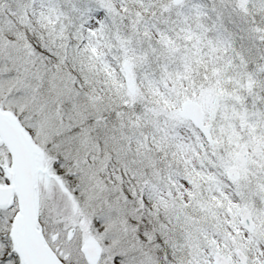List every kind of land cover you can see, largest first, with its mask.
I'll use <instances>...</instances> for the list:
<instances>
[{"label": "rangeland", "instance_id": "374dc122", "mask_svg": "<svg viewBox=\"0 0 264 264\" xmlns=\"http://www.w3.org/2000/svg\"><path fill=\"white\" fill-rule=\"evenodd\" d=\"M44 2L50 7L42 10L41 0H0V73L15 86L34 73L44 75L46 66L64 89L65 117L74 101L88 109L90 123L101 117L93 124L101 176L95 192H82L80 207L72 205L81 216L79 246L87 225L101 245L100 264H121L137 237L158 264H212L214 252L239 264L237 249L246 264H257L264 245V0ZM33 52L41 63L26 71ZM124 60L131 62L134 94L124 81ZM151 82L172 87L176 104L150 91ZM208 97L204 123L214 142L207 149L177 111L187 100L204 106ZM180 126L185 139L175 141L171 134ZM251 132L259 135H251L254 145L246 135ZM43 153L51 173L55 153ZM231 166L238 172L233 180L226 177ZM64 169L66 175L76 171L67 160ZM219 188L235 191L238 199L227 212L233 228L225 233L216 211ZM242 211L253 219L250 231L239 224ZM109 212L119 216V235ZM146 237L155 238L151 245Z\"/></svg>", "mask_w": 264, "mask_h": 264}, {"label": "snow or ice", "instance_id": "6c2138e0", "mask_svg": "<svg viewBox=\"0 0 264 264\" xmlns=\"http://www.w3.org/2000/svg\"><path fill=\"white\" fill-rule=\"evenodd\" d=\"M49 7V4L41 0L42 10ZM41 60L42 57L33 52L27 57L25 70L37 69ZM4 75L5 73H0V112L11 111L16 116V123L25 129L33 144L48 156L53 153L56 156L51 169L60 181L59 185L52 181L49 189H45L42 187L44 175L39 172L36 174L39 206L37 224L45 230L42 234L56 254L58 264H86L80 254L78 242V223L81 216L72 213V205L75 202L77 207H80L76 197L89 189L95 192L93 186L101 176L96 167L99 162V142L93 135V124H98L101 117H95L93 123H90L88 109H82L75 101L72 114L65 117L64 89L46 66L44 75L37 76L34 73L22 84L17 83L15 86L5 81ZM16 92L21 95L16 97ZM10 97L12 99H9ZM18 110L20 114L16 115ZM66 160L69 167L75 166L74 174L66 175ZM15 163L11 144L0 138V188L12 187L13 177L9 170ZM64 179L70 184L64 185ZM261 182L264 184V181ZM68 193L72 194V200L68 199ZM20 214L21 203L17 193L13 192L10 200L0 198V264H29L20 246L17 227ZM107 219L114 224L113 232L119 235V216L109 212ZM124 227L126 229L127 225ZM52 236L56 237L55 241L51 240ZM153 239L146 237L149 245L153 243ZM164 258L167 259V256ZM121 264H158V259L137 237L124 250ZM257 264H264V249H261Z\"/></svg>", "mask_w": 264, "mask_h": 264}, {"label": "water", "instance_id": "95a60500", "mask_svg": "<svg viewBox=\"0 0 264 264\" xmlns=\"http://www.w3.org/2000/svg\"><path fill=\"white\" fill-rule=\"evenodd\" d=\"M178 3L180 0H174ZM126 73V83L131 93L134 91L132 83V72L130 62L125 61L123 64ZM211 105V98L208 97L204 101V107L207 109ZM179 116L188 119L202 133L207 142L212 141L209 128L203 124L202 108L192 101H185L181 105ZM0 138L10 143L14 152L15 165L9 170V174L13 177L12 187L0 188V198L11 199L13 192L17 193L21 203V214L18 217V233L20 246L25 259L29 264H58L56 254L46 242L42 229L37 224L36 217L38 215V200L36 191V176L37 172L42 173L45 177V185L50 178H55L50 175L48 169L43 165L44 157L42 152L36 147L27 133L19 124L16 123V118L7 111L0 112ZM245 153H242L240 160L245 159ZM228 176L236 178L237 173L234 169L228 170ZM241 222L247 229H251L252 220L248 213L241 215ZM56 237H53L55 240ZM86 262L88 264H97L100 257V246L96 240L88 236L81 248ZM236 254L242 263L245 262V256L236 251ZM214 264H228L227 260L219 255L214 254Z\"/></svg>", "mask_w": 264, "mask_h": 264}, {"label": "trees", "instance_id": "16d2710c", "mask_svg": "<svg viewBox=\"0 0 264 264\" xmlns=\"http://www.w3.org/2000/svg\"><path fill=\"white\" fill-rule=\"evenodd\" d=\"M139 11H143L144 12V9L143 10L139 9ZM44 54H45V52H44ZM109 70H110V67H109ZM259 76H260L261 80L264 81V72H262ZM253 77H256V75L249 76V79L251 80V82L254 81ZM149 90L152 91V92H155L157 97H161V98H164V99H170V102L169 101L167 102L168 105H173V104H176V102H177V98L178 97L176 95L172 94V92H171L172 91V87H170L166 83H161L159 85H156L153 82H151ZM168 97H170V98H168ZM235 104L237 105V101H235ZM237 108H238V106H237ZM223 115H224V119H223L224 122L228 121L227 118L225 120V116L227 117V113L224 112ZM252 121H254L255 123L258 122V117H257V115L255 113L252 114ZM229 123L230 124L232 123L231 119L229 120ZM234 124H236V122H234ZM184 131H185V128L183 126L176 127L173 130V132H175V133H173L171 135L174 137L173 139L175 141H179V140L183 141L185 139ZM253 134H255V133L251 132L249 134V136H248V134H246V135H247L248 142L254 145L253 142L255 140L251 136ZM253 136L257 138V136H259V135L256 134V135H253ZM226 194H227V192L225 190H223L222 188H219V190L217 191L216 195L218 196V198L216 197V205L218 207H226V206H230V204L232 205L234 203V200L232 201L229 196L226 198ZM217 230H218V228H217ZM212 238H215V236L212 235ZM261 249H264V245L263 244H262V248Z\"/></svg>", "mask_w": 264, "mask_h": 264}, {"label": "flooded vegetation", "instance_id": "af4514ba", "mask_svg": "<svg viewBox=\"0 0 264 264\" xmlns=\"http://www.w3.org/2000/svg\"><path fill=\"white\" fill-rule=\"evenodd\" d=\"M80 224H81V225H84V221H81ZM89 231H90V229H89V227L86 225V226L84 227V232L87 233V232H89ZM100 261H101V259H100Z\"/></svg>", "mask_w": 264, "mask_h": 264}]
</instances>
